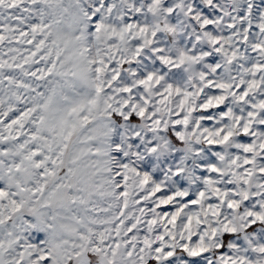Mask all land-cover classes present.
Returning <instances> with one entry per match:
<instances>
[{"label":"snow or ice","instance_id":"snow-or-ice-1","mask_svg":"<svg viewBox=\"0 0 264 264\" xmlns=\"http://www.w3.org/2000/svg\"><path fill=\"white\" fill-rule=\"evenodd\" d=\"M0 264H264V0H0Z\"/></svg>","mask_w":264,"mask_h":264}]
</instances>
